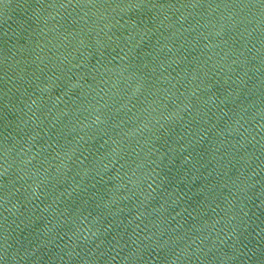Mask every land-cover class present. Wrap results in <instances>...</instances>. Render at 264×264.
<instances>
[{
  "label": "water",
  "instance_id": "95a60500",
  "mask_svg": "<svg viewBox=\"0 0 264 264\" xmlns=\"http://www.w3.org/2000/svg\"><path fill=\"white\" fill-rule=\"evenodd\" d=\"M0 264H264V0H0Z\"/></svg>",
  "mask_w": 264,
  "mask_h": 264
}]
</instances>
